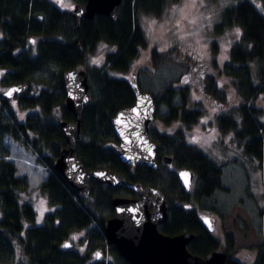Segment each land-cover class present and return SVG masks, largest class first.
Segmentation results:
<instances>
[{"label": "trees", "instance_id": "trees-1", "mask_svg": "<svg viewBox=\"0 0 264 264\" xmlns=\"http://www.w3.org/2000/svg\"><path fill=\"white\" fill-rule=\"evenodd\" d=\"M167 1L121 0L118 17L113 21L104 14L76 20L69 9L52 0H0V86L26 85L11 99L0 96V264H130L106 239L103 223L113 214L114 196L137 194L126 186L112 187L89 179V194L84 196L53 169L65 146L59 122L74 119L62 107L63 72L76 64L85 68L91 87V100L81 113L83 137L74 148L84 167L108 168L123 173L133 183L160 189L167 204V218L158 226L160 231L169 235L196 234L187 248L200 256L220 247L218 238L189 204L191 195L206 199L216 188L226 189L220 164L187 143L181 128L162 131L152 121L149 136L157 144L156 168L126 164L113 148L118 139L111 118L118 109L132 105L135 94L130 79L113 75L110 70L125 71L146 45L138 13L157 15ZM232 25L240 27V34L229 48V59L222 64L221 72L230 77L240 101L232 111L217 115V127L222 133L231 132L243 154L264 166V123L258 117L261 109L253 104L264 83V14L251 0H237L221 11L214 27L219 31ZM32 36L34 42H30ZM99 40L115 45V50L106 54L102 65H85L87 53ZM149 58L152 65L167 61L154 47ZM136 81L138 84L137 78ZM204 83L208 95L226 101L213 75L205 76ZM148 92L155 103L154 118L164 125L178 120L188 127L198 120L201 110L188 104L186 85L175 87L170 79L155 93ZM12 102L27 110L21 118ZM6 136L29 148L47 170L37 188L54 209L45 213L40 224L34 223V206L20 198L28 188V180L26 175L17 174L15 163L7 158L10 151ZM163 155L170 156L171 161L164 163ZM171 165L188 167L195 173L188 192ZM81 229L86 231L88 248L80 252L71 245L64 247L66 238ZM98 246L102 256L96 259L94 254L91 259L92 249ZM223 248L227 252L226 264H246L229 254L233 248L230 235H226ZM106 254L109 258H104ZM250 264H264V241L255 246Z\"/></svg>", "mask_w": 264, "mask_h": 264}, {"label": "rangeland", "instance_id": "rangeland-1", "mask_svg": "<svg viewBox=\"0 0 264 264\" xmlns=\"http://www.w3.org/2000/svg\"><path fill=\"white\" fill-rule=\"evenodd\" d=\"M52 1L66 9H71L74 4L73 0ZM236 1L168 0L157 15L140 11L137 19L144 32L146 45L139 49L125 71L110 72L128 79L130 73H134L142 91L155 93L170 79L175 87H188V104L201 110L198 120L188 127L178 120L164 125L158 118H154L152 123L162 131L181 128L187 143L195 145L212 161L221 165L226 189L216 188L206 199L191 195L189 204L199 217L210 216L212 233L218 238L220 247L226 244V235H230L233 248L229 254L243 263L250 264L255 246L264 241V166L254 157L243 154L234 135L231 132L222 133L216 122L219 113L232 111L240 101L230 77L221 72L222 64L229 59V48L240 34V27L232 25L219 31L214 27L221 11ZM251 1L264 14V0ZM1 35L0 30V37ZM153 47L164 54L167 61L152 65L149 54ZM114 50L115 45L104 40L97 41L93 50L87 53L85 65H102L106 54ZM96 59L100 60L99 64L92 63ZM209 74L214 76L218 87L224 91L225 102H220L205 92L204 79ZM0 89L5 87L0 86ZM13 104L17 116L21 118L27 110ZM253 104L261 109L258 117L264 123V83L262 92ZM160 109L164 110L162 104ZM5 141L10 151L7 158L15 163L17 174L27 176L28 188L20 198L28 200L34 206V223L40 224L45 213L54 209L37 188L47 170L36 161L29 148L9 136ZM171 167L178 169L174 165ZM85 234L84 229L76 230L66 240L72 243V248L84 252L88 248ZM97 248L101 247L92 249L91 259ZM104 258H109V255H104Z\"/></svg>", "mask_w": 264, "mask_h": 264}, {"label": "water", "instance_id": "water-1", "mask_svg": "<svg viewBox=\"0 0 264 264\" xmlns=\"http://www.w3.org/2000/svg\"><path fill=\"white\" fill-rule=\"evenodd\" d=\"M121 0H86L74 3L69 9L76 20L93 19L95 14H104L116 20ZM34 37H30L32 42ZM65 97L62 102L64 110L70 112L73 120H60L59 124L65 137V146L59 151L53 163V169L74 189L84 196L89 194V179L106 183L112 187L126 186L137 196H120L112 198L113 214L105 219L103 229L106 239L113 244L121 256L130 264H226L227 252L223 247L209 251L205 256L190 252L189 241L196 238L191 232H180L174 235L165 234L158 226L167 218V204L164 193L150 185L133 183L121 173L108 168L84 167L75 155L77 140L83 137L81 113L83 107L91 100V87L82 64L63 72ZM129 83L135 94L132 105L118 109L111 118V124L118 142L113 148L117 156L131 166H157V144L149 136V124L155 115L153 96L142 91L134 73H130ZM26 89L25 84H13L0 90V96L11 99ZM164 163L171 157L162 156ZM177 177L188 192L194 178L188 167L176 170ZM208 230L213 229L210 216L200 217ZM71 242L65 240L64 245ZM103 254L101 248L95 251V258Z\"/></svg>", "mask_w": 264, "mask_h": 264}, {"label": "snow or ice", "instance_id": "snow-or-ice-1", "mask_svg": "<svg viewBox=\"0 0 264 264\" xmlns=\"http://www.w3.org/2000/svg\"><path fill=\"white\" fill-rule=\"evenodd\" d=\"M236 32H237V34H239V29H237ZM92 63L99 64L100 60L99 59L93 60ZM73 239H75V237H73ZM64 247H70V245L69 244H65Z\"/></svg>", "mask_w": 264, "mask_h": 264}, {"label": "crops", "instance_id": "crops-1", "mask_svg": "<svg viewBox=\"0 0 264 264\" xmlns=\"http://www.w3.org/2000/svg\"><path fill=\"white\" fill-rule=\"evenodd\" d=\"M4 139H7V136ZM6 143H7V141H6Z\"/></svg>", "mask_w": 264, "mask_h": 264}]
</instances>
